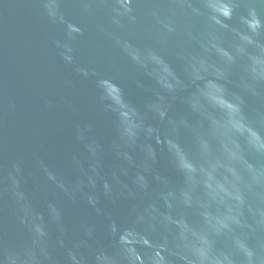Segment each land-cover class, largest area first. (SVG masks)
<instances>
[{
  "label": "water",
  "instance_id": "water-1",
  "mask_svg": "<svg viewBox=\"0 0 264 264\" xmlns=\"http://www.w3.org/2000/svg\"><path fill=\"white\" fill-rule=\"evenodd\" d=\"M0 264H264V0H0Z\"/></svg>",
  "mask_w": 264,
  "mask_h": 264
}]
</instances>
